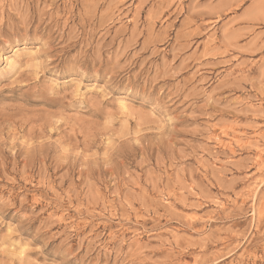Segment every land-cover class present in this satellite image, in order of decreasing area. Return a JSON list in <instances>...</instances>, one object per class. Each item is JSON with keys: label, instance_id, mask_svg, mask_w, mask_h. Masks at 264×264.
Here are the masks:
<instances>
[{"label": "rangeland", "instance_id": "374dc122", "mask_svg": "<svg viewBox=\"0 0 264 264\" xmlns=\"http://www.w3.org/2000/svg\"><path fill=\"white\" fill-rule=\"evenodd\" d=\"M0 264H264V0H0Z\"/></svg>", "mask_w": 264, "mask_h": 264}, {"label": "bare ground", "instance_id": "6f19581e", "mask_svg": "<svg viewBox=\"0 0 264 264\" xmlns=\"http://www.w3.org/2000/svg\"><path fill=\"white\" fill-rule=\"evenodd\" d=\"M16 56H17V55H16ZM17 57H18V56H17ZM11 60H12V59H11ZM11 65H13V62H11V61H8L7 64H6V66L9 67V68H11V67H10ZM124 104H125V103H124ZM124 104H122V106H123L124 109H126V106H127V105L125 106Z\"/></svg>", "mask_w": 264, "mask_h": 264}]
</instances>
